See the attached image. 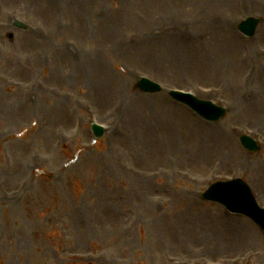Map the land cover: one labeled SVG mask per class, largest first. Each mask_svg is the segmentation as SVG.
Returning a JSON list of instances; mask_svg holds the SVG:
<instances>
[{
    "label": "rangeland",
    "instance_id": "1",
    "mask_svg": "<svg viewBox=\"0 0 264 264\" xmlns=\"http://www.w3.org/2000/svg\"><path fill=\"white\" fill-rule=\"evenodd\" d=\"M234 177L264 206V0H0V264H264V232L201 198Z\"/></svg>",
    "mask_w": 264,
    "mask_h": 264
},
{
    "label": "water",
    "instance_id": "2",
    "mask_svg": "<svg viewBox=\"0 0 264 264\" xmlns=\"http://www.w3.org/2000/svg\"><path fill=\"white\" fill-rule=\"evenodd\" d=\"M142 87L149 92L155 91V89L149 85H142ZM180 99L185 101L189 105L193 106L195 109L199 110L202 115L208 118L217 119L220 116L219 115L220 111L218 108H213L212 106L207 107L205 104L199 103L197 101H191L184 98H180ZM96 134L100 136L101 133H96ZM245 143L248 146L253 147L247 142ZM231 186H238L240 189L238 191L235 190L231 193L225 194L223 189ZM205 197L208 199L222 202L223 204L234 208V211L236 212H244L252 216L264 228V215H261L259 212H257V209L255 208L252 198L250 196V192L246 187V185L243 184L242 182L234 183L231 185H225V186H220V185L215 186L205 195Z\"/></svg>",
    "mask_w": 264,
    "mask_h": 264
},
{
    "label": "bare ground",
    "instance_id": "3",
    "mask_svg": "<svg viewBox=\"0 0 264 264\" xmlns=\"http://www.w3.org/2000/svg\"><path fill=\"white\" fill-rule=\"evenodd\" d=\"M119 113H120V115H121V114H126V115L131 116V115L129 114V112H128L125 108H121V109L119 110ZM155 128H156V126H155Z\"/></svg>",
    "mask_w": 264,
    "mask_h": 264
}]
</instances>
